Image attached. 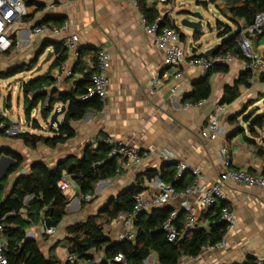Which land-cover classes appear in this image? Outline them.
Wrapping results in <instances>:
<instances>
[{"label": "crops", "instance_id": "crops-1", "mask_svg": "<svg viewBox=\"0 0 264 264\" xmlns=\"http://www.w3.org/2000/svg\"><path fill=\"white\" fill-rule=\"evenodd\" d=\"M33 1L40 7H26L27 22H22L21 19L12 29L14 54L27 58L43 46L44 54L51 52L53 55L55 44H63L70 34L77 35L78 45L85 53L76 57L73 53L65 51L67 58L61 67L71 71L73 76L65 78L58 87H53L60 93H66L74 89V84L81 81L84 75H93L95 56L99 50H103L108 54L111 63L108 71L107 105L100 112L88 113L81 121L71 122L74 137L54 149L40 145L36 150H30L21 141L10 138L13 132H6L0 133V150L9 149L22 156L24 164L21 173H27L30 165L35 162L53 169L59 161L68 157L80 159L86 146L95 148L98 142L106 138L129 143L142 150L150 146L155 149L142 165L127 170L120 169L116 178L96 184L94 194L86 201L93 200L89 205L82 208L77 191L74 192L71 206L68 205L66 216L54 234L48 237L46 242H42L45 238L39 236L35 239L45 256L49 254L53 246L51 244L64 239L67 226L86 220L91 216L89 213L95 215L102 207L98 208L103 199H109L114 193L117 195L131 188L138 176L148 171L159 172L161 166L166 163L162 159L163 153L172 154L173 164L183 162L200 168L201 183L207 186L213 184L219 173L224 170L220 163V151L223 148L229 153V169L244 170L253 176L264 175V135L261 131H257L256 135L248 131L245 118L253 115L243 117L246 107L255 103L251 101H254L258 94H264V83L260 81V77L253 75L251 87H240L239 97L226 106L225 113L219 118L224 134L216 141H204L200 137L208 117L220 106L224 88L232 86L238 80L242 72L240 60L233 56L229 62L220 64L228 67L227 74H215L210 77V97L202 106H198L187 99L194 84L201 79V72L197 69L182 66L177 84L169 79L163 80L162 86L155 91L149 87L151 75L161 71L163 53L154 46L153 40L143 33L140 26L141 14L131 6L111 0H46L43 3ZM66 2L67 7H61V4ZM145 4L150 13L167 17L175 26L177 18L181 22L185 17L177 14L187 13L183 0H168L165 3L163 0H145ZM52 5L55 7L49 9ZM224 15L228 18V15ZM65 20L70 23L69 30L55 35L53 30L59 28ZM39 28L44 31L35 34L34 30ZM180 34L183 36L180 44L184 47L189 37L181 31ZM193 35L192 40L198 41ZM252 45L257 54L263 55L264 38L254 39ZM184 49L188 56L202 55L205 51L202 48H193L192 44L189 45L191 53L185 47ZM11 51L12 49L9 52ZM53 59L54 55L46 65L47 69ZM0 65L3 66V63ZM59 68L51 71L52 79ZM175 85L179 90L176 100L170 95V89ZM56 107L60 108L61 105ZM234 118L237 119L235 122ZM13 125H16L15 133L38 135V130H33L28 125L25 132H19V123ZM189 179L195 180L191 175L185 174L184 183ZM156 180L159 179L155 178L150 182L143 180V195L158 193ZM70 194L73 195V192ZM224 196V203L231 209L237 223L236 228L223 237L224 247L202 251L195 259L182 258L179 264H243L248 258L264 259V189L235 187L228 183ZM186 200L198 215L196 228L207 230L210 221L204 217L195 197L190 196ZM182 201L183 199L175 198L166 207L179 214ZM88 206H91L90 212H87ZM210 216H213V213ZM39 227L41 225L30 230L35 231ZM122 233L123 227L118 223L112 222L104 228V234L112 242ZM41 246L45 247V252ZM54 254L61 262L67 258V253L65 258H61L57 249ZM95 257L100 259L102 255ZM147 264H158L155 254L150 255Z\"/></svg>", "mask_w": 264, "mask_h": 264}, {"label": "trees", "instance_id": "trees-1", "mask_svg": "<svg viewBox=\"0 0 264 264\" xmlns=\"http://www.w3.org/2000/svg\"><path fill=\"white\" fill-rule=\"evenodd\" d=\"M22 1L25 7H40L33 0ZM198 4L206 6V3L198 2ZM222 5L228 14L229 21L237 29L233 35L222 42L217 55L231 53L238 60H242L236 42L237 38L242 29L253 25L256 16L264 13V0L247 2L229 0ZM138 6L141 17L145 18L148 23H152L159 17L147 10L145 0H138ZM162 20L161 26L178 29L167 17H163ZM22 22H27L26 16L22 18ZM216 29L220 32L219 37H226L232 33L230 27H224L219 23H217ZM193 36L199 40V33H195ZM180 37V40L183 41V36L180 35ZM263 38L264 31L255 39ZM14 47L15 43H13L12 49ZM44 50L37 54L36 59L44 54ZM65 51L63 44H55L53 48L54 59L46 73L21 84L25 122L31 123L33 130L41 131L37 121L30 119L32 112L36 109H39L40 118L43 121L49 119L54 107L61 105L66 109L61 116L58 129H47L52 136L29 133H17L10 136L13 140L21 141L30 150H36L40 145L54 149L65 144L74 137V131L70 127L71 122L81 121L88 113L102 110L97 99L85 102L78 100L80 96L85 94L89 86L91 73L84 75V78L76 82L74 89L69 92L60 93L53 87L54 80L50 73L65 63L67 58L64 54ZM83 53L85 50L79 47V57ZM9 54L10 52H7L2 56H9ZM199 56L205 57L203 54ZM262 58L264 60V53ZM36 59L35 61H37ZM35 64L36 62L33 65L23 64L17 68L0 70V81H5L18 74L31 72ZM227 72V66L213 65L207 71V77L194 84L192 93L187 99L192 104L208 100L211 94L210 77L215 74H227ZM252 76L253 74L249 71L241 72L238 80L232 86L224 88L219 105L228 106L232 104L239 97L240 87L246 89L251 87ZM260 81L264 83V78L260 77ZM9 104L10 101H7L6 106L8 108L10 107ZM236 120L234 118V122ZM245 120L248 124L247 129L251 134L256 135L257 131H261L264 135L263 115L245 118ZM2 124L4 128L0 129V133L5 134L10 128V123L4 118H0V125ZM259 153L261 154L262 151ZM0 155L9 157L14 161V164L5 172L0 181V225L4 228V257L7 264H69L68 262H61L54 254V250L61 244L66 250L67 256L75 258L76 261L73 264H94L95 256L99 254L102 255L100 264L113 261L118 254L124 256L127 264H145L151 254L156 255L158 264H179L182 258H197L203 248L216 246L224 237L225 224L220 220V211L227 207L224 202L216 204L207 213H204V217L210 221L207 230L196 228L191 232L183 233L184 214H177L173 226L180 234V238L172 243L168 242L162 230L164 222L172 212L169 207L140 214L134 223L135 237L133 241L125 240L113 243L106 237L104 234L105 227L109 226L118 215L131 213L135 205V198L144 192L141 186L143 180L150 182L158 178L161 183L171 186L178 192L192 184V179L184 183V176L180 181H176V164L164 163L159 172L148 171L138 176L131 188L109 198L95 215L89 216L82 222L67 226L64 231V239L59 241V244L55 243L49 254L45 256L36 240H27V232L39 225L45 229H56L66 216L69 201L57 187L62 172L71 175L77 187V197L80 198L81 204H84L83 198L91 197L94 194L96 184L112 180L120 174L117 163L108 158V147L104 141L98 142L95 148L90 145L86 146L80 159L68 157L59 161L53 169L48 168L43 163L35 162L24 174L21 173L24 164L22 156L9 149L0 150ZM11 176L15 177L6 192ZM26 197H30V199L24 204ZM212 213L213 216H210ZM256 262L257 259L248 258L243 264H256Z\"/></svg>", "mask_w": 264, "mask_h": 264}, {"label": "built area", "instance_id": "built-area-1", "mask_svg": "<svg viewBox=\"0 0 264 264\" xmlns=\"http://www.w3.org/2000/svg\"><path fill=\"white\" fill-rule=\"evenodd\" d=\"M38 2H45L46 0H36ZM116 3L127 4L134 10L139 12L138 0H111ZM168 0H163L167 2ZM216 6L222 5L229 0H209ZM241 2H247L250 0H240ZM55 6H49V9H53ZM61 7L66 8L67 2L61 4ZM11 12V15L7 13ZM26 16V7L22 0H0V55H4L9 52L13 47L11 35L13 34V27L17 22H20L23 17ZM163 17L159 16L152 23H148L143 17L140 18V26L143 33L153 40L154 46L162 51L163 62L160 72L153 73L149 80V87L155 91L158 87L162 86L163 80H173L176 82L180 79V69L182 66H187L192 69H197L201 72V76L207 74V71L213 65H220L229 62L233 57L231 53L223 55H215L213 58L201 57L199 55H187L184 47L180 44V30L173 27L161 26ZM70 23L65 20L61 26L53 30L55 35L65 33L69 30ZM44 29H35V34H40ZM264 31V13L256 16L254 23L251 27L244 28L240 31L237 38V45L242 56V60L239 61L242 72L249 71L253 75L264 78V60L262 55L257 54L253 49V40L262 35ZM79 39L77 35L70 34L63 41L65 50L69 53H73L76 57L79 56L78 45ZM111 63L108 54L99 50L95 57V72L90 78L89 86L87 87L85 94L78 98L79 101L85 102L91 99H97L101 104L102 109L107 105V96L109 88L108 71L110 70ZM72 72L61 67L53 77L54 85L58 87L65 78H71ZM45 90V89H43ZM178 86L175 85L170 89L171 97L178 99ZM49 96V95H48ZM31 98V96H30ZM48 101V99H47ZM46 101V103H47ZM204 101L199 102L197 105L202 106ZM59 109V108H58ZM226 106H218L214 109L212 114L208 117L206 126L201 130L200 137L204 141H216L220 136L224 134V129L219 123V118L225 113ZM4 125H0V129H3ZM16 128H10L6 132H13ZM105 145L108 147V158L115 160L119 170H127L130 167H138L155 152V149L150 146L147 149H139L129 143L123 141H115L110 138L104 140ZM162 159L166 163L173 162V156L171 153H163ZM220 163L223 167V171L219 173L217 179L210 186L201 183V170L198 167H191L190 165L179 162L176 164V181H180L185 174L191 175L195 180L192 184L185 188L183 191H176L169 185H164L159 180H156V187L158 189L157 194L143 195L139 194L135 198V205L129 214L118 215L113 223H118L123 227V233L116 239L120 241H133L135 237L134 223L137 217L142 213H149L153 210L164 208L168 203L175 199H183L180 210L184 214L183 219V233L191 232L196 229L198 215L196 210L186 200L190 196L195 197L197 205L201 208L203 213H207L209 209L220 202H224V192L228 183L235 187L245 188H260L264 189V175L253 176L244 170H232L229 169L230 158L226 148L220 151ZM24 174V172H22ZM57 187L60 192L67 198L69 203L74 199V192L77 191V187L72 180L71 175L66 172H62L61 178L57 183ZM73 192V195L70 193ZM30 197L24 199V204L29 201ZM84 201H89L90 197H84ZM178 212L172 211L164 222L162 230L164 231L168 242H175L180 238V234L173 226V221L176 218ZM220 220L225 224L224 238L233 231L236 226L235 217L229 207H225L220 211ZM55 229H45L43 226L37 228L35 231L30 230L27 232L26 238H32L35 240L39 235L51 237L54 234ZM223 238V239H224ZM214 247H205L202 251L220 249L224 247V240ZM4 228L0 225V264H7L4 257ZM75 258L67 256L64 262L73 264ZM101 260L98 259L94 264H100ZM106 264H127L123 255L118 254L114 257L113 261ZM147 264V261L145 262ZM256 264H264V259L257 260Z\"/></svg>", "mask_w": 264, "mask_h": 264}, {"label": "rangeland", "instance_id": "rangeland-1", "mask_svg": "<svg viewBox=\"0 0 264 264\" xmlns=\"http://www.w3.org/2000/svg\"><path fill=\"white\" fill-rule=\"evenodd\" d=\"M183 2L185 4L187 13H185V14L184 13H178L177 14L178 16L184 15L185 16L184 19H189V20H192V17L194 14H200L202 16V30L200 31L198 41H193L191 38L193 33L190 30L182 28L180 26L179 19L178 18L176 19V27L182 33H185L186 36L189 37L186 40L185 45H184V47L186 48V50L189 53L192 52V50L189 49L190 44L193 45V48L205 49V51L203 52V54H204L207 50L213 48L215 45L221 44L223 41H225L227 38H229L231 35H233L235 33V30L237 29V27L232 25V23L229 21V19L224 15V14H226V15H228V14H227L223 5H219V7H217L215 4H213L209 0H183ZM197 2L206 3V6L204 7L202 5H197ZM217 23L221 24L224 27H230L232 33L226 37H224V36L219 37L220 32L216 29ZM240 24H242V23H240ZM46 55H47V53L43 54L38 59H36L37 58L36 54H34V55L31 54L27 58L22 57V56L19 57V56H16L14 54V49H12L9 56L3 57V58H2V56H0V63H3V66L0 65V70L17 68V67L23 65L24 62H25V65H28V64L33 65L36 62V64L34 65V68L31 72L18 74L15 77H12V78L7 79L5 81H0V118L6 119L10 123L11 128H14L16 126L13 124L19 123V125H20L19 132H25L26 131L25 130L26 125H28L30 128L32 127L31 123L25 122V117H24V112H23V98H22V92H21V84L26 83L27 81L33 79L36 76L43 74L46 71V69H47L46 65L49 63L50 60L47 63H45L44 65H42L41 70L36 73V69L41 65V63L45 59ZM4 58H8V59L5 60ZM17 58H19L20 60L16 61ZM35 59L37 61H35ZM21 63H23V64H21ZM32 76H34V77H32ZM262 92H264V90ZM2 98H5V103L7 101H10V104H9L10 107L8 108L6 106L5 112H3ZM251 102H255V103H252V105H250L249 107H246V109L244 110L245 114L243 115V117H247L250 114L253 115V117L262 116V115L264 116V94L263 93L258 94L257 98ZM56 109H58V107L53 108V111L51 112L50 116L52 115V113ZM30 119L37 121V123L39 124L41 131H38V135L51 136V134L47 131L48 128L50 129L49 119L47 121H43L40 118L39 109H36L34 112H32ZM59 121H61V117L59 118ZM53 129H55V128H53ZM14 134H17V133H12L10 135L12 136ZM14 177L15 176H12L9 179L8 186L6 188V192L9 190V188H10V186L14 180ZM112 196L113 197L116 196V193H114ZM107 199L108 198L103 199L101 201V203L99 204L98 208L103 206L106 203ZM80 202H81V200H80ZM91 202H93V200H91L90 202L85 201V203L80 204V206L83 208V206L89 205ZM70 206H71V203L69 204V207ZM88 207L89 208H88L87 212H90L91 206H88ZM89 214L93 215V213H89ZM39 237L45 238L42 242H46L47 238H48L47 236H44V235L43 236L39 235ZM57 244H59V241L57 242ZM51 245H54V244H51ZM41 249L44 251L45 247L41 246ZM56 249H57V254L61 258L66 257V252H65L62 244L58 245V247ZM95 259L98 260L96 257H95Z\"/></svg>", "mask_w": 264, "mask_h": 264}, {"label": "water", "instance_id": "water-1", "mask_svg": "<svg viewBox=\"0 0 264 264\" xmlns=\"http://www.w3.org/2000/svg\"><path fill=\"white\" fill-rule=\"evenodd\" d=\"M180 26L184 29L190 30L193 34L200 33L202 30V16L200 14H194L192 17V20L189 19H183L180 22ZM222 44V43H221ZM221 44L215 45L213 48L207 50L203 55L207 58H213L217 53L219 52L221 48ZM44 50V47L41 46L36 51V57L38 53H41ZM52 58V53L47 52V55L45 59L42 61L41 65L36 69V73L39 72L42 68V65L47 63ZM207 77V74L204 76H201V79H205ZM3 103V112L6 110V103L5 98H2ZM65 107H60L59 109H56L52 115L49 118V127L58 129L60 125L59 117H61L65 113ZM112 160V159H111ZM14 164V161L10 159L9 157H6L4 155H0V181L3 179V176L5 172ZM127 190V189H126ZM113 198V197H111ZM107 202V201H106ZM27 240H33L32 238H27ZM113 243H118L117 241Z\"/></svg>", "mask_w": 264, "mask_h": 264}, {"label": "clouds", "instance_id": "clouds-1", "mask_svg": "<svg viewBox=\"0 0 264 264\" xmlns=\"http://www.w3.org/2000/svg\"><path fill=\"white\" fill-rule=\"evenodd\" d=\"M7 15H9V16H10V15H11V12L7 13Z\"/></svg>", "mask_w": 264, "mask_h": 264}]
</instances>
